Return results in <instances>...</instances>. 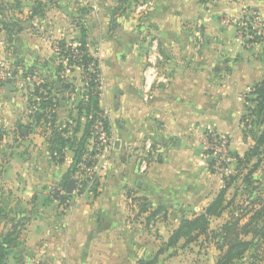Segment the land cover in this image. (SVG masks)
<instances>
[{"label":"crops","instance_id":"obj_1","mask_svg":"<svg viewBox=\"0 0 264 264\" xmlns=\"http://www.w3.org/2000/svg\"><path fill=\"white\" fill-rule=\"evenodd\" d=\"M17 1L15 10L10 6ZM35 1L0 0V19L24 27L13 37L0 33V59L18 71L9 93L6 84L0 87V133H18L23 144H31L27 155L10 160L6 178L19 197L34 204L28 244L34 245L33 240L40 241L43 234L45 248L64 254L71 264L136 263L139 253L142 256L149 246L159 245V240L144 233L143 221L149 222L151 212L161 210L154 220L165 217L154 230L160 229L163 237L162 229L168 226L169 238L183 218L201 214L222 189V182L217 183L207 169L212 160L203 153L202 135L212 127L219 134L241 135L235 113L231 117L237 125L228 123L227 106L234 103L233 94L264 79L263 48L253 44L245 49L236 29L225 25L229 19H239L245 9L264 12V0H127L124 5L119 0H44V15L29 22ZM117 7L125 11L116 16L118 27L111 30ZM81 19L88 28L89 52L99 61V106L108 118L115 146L97 158V195L87 184L85 188V183L79 184V170L72 179L77 182L75 191L64 209L47 195L52 186L62 190L74 153L67 151L60 164L52 159L51 124H32L28 98L33 79L26 74L30 70L51 85L59 101L57 126L69 124L68 135L80 139L86 118L79 117L78 106L88 100L83 95L82 72L66 69L65 90L55 80L61 63L57 42L77 45ZM150 40L158 41L163 57L159 71L168 84L145 75ZM135 198L146 199L150 211L139 213ZM47 212L52 214V225L38 229ZM62 212L65 215L59 216Z\"/></svg>","mask_w":264,"mask_h":264},{"label":"trees","instance_id":"obj_2","mask_svg":"<svg viewBox=\"0 0 264 264\" xmlns=\"http://www.w3.org/2000/svg\"><path fill=\"white\" fill-rule=\"evenodd\" d=\"M53 1V0H51ZM127 0H124V2ZM123 0L121 4L124 5ZM138 3V0L134 1ZM17 5L20 3L17 1ZM18 5V6H19ZM46 3L44 0H36L35 4L31 8V15L28 18L29 22H32L37 17H42L46 10ZM1 9V8H0ZM124 8L117 7L112 14L110 27L114 30L118 27L117 15L123 14ZM78 28L80 30V40L76 47L75 45L68 44L65 40H60L56 45V52L61 60L56 70L55 82L60 85L62 89H66L67 83L63 73L66 69L80 68L82 71V81L87 83V88L84 87V96L87 97V102H82L78 106L79 117L85 116L86 123L84 125V132L80 139L68 135L69 124L57 126L56 124V112L59 107L58 98L53 94L51 85L46 83L44 79L39 77L42 84L37 86L33 82V92L28 98L29 111L32 124L35 127H39L43 124H51V138H50V154L54 161L63 163L65 160L66 152L73 151V163L69 171L65 174L62 190L66 192L67 185L71 181L76 173L80 170V165L86 163L88 167L95 166L97 161L94 159L95 152L90 154L89 161L85 159L88 154V141L92 138V127L95 119L99 114L104 113L100 106L99 100L102 94L101 85V71L99 68V61L93 57L88 49V28L86 22L81 19L78 22ZM24 30V27L18 22L6 17L0 19V33L6 32L8 36L13 37ZM256 44L255 41L251 42ZM78 53H75V52ZM63 61L66 62L65 66ZM18 66V65H16ZM12 69L14 76L18 74L17 69ZM27 77L37 76L33 72H27ZM252 98H246L247 104L246 112L243 115L240 123L243 125V136L245 138L251 137L255 142L254 147L244 155V161L248 164L254 157H260L264 155V79L255 84L253 90L250 93ZM105 126L110 133L109 121H105ZM79 125L78 128L79 129ZM26 129H30V126H26ZM22 135V131L20 130ZM0 135V141L2 140ZM237 161H241L238 155H235ZM213 162L209 164L212 166ZM258 164L253 166L252 172L259 167ZM86 187V184L84 188ZM230 185L227 184L223 188L217 197L203 210L199 215H194L192 218H183L180 225L176 230L172 232L166 242V247L169 249L177 248L181 242L182 246H188L196 243L201 237L207 239L211 235L214 242V246L221 252V256L217 264H236L239 261L246 259L247 255L251 254L250 258L257 259L256 263L264 264V201H261L259 206H253L251 209L242 213L239 216L231 215L228 222L223 224L218 231L211 230V220L213 218H219L222 214L228 210L232 202H227L226 194ZM84 188L80 193H83ZM98 184L92 187V192L97 195ZM130 196V193H128ZM70 196L67 194L60 195L59 192L54 193L53 199L58 201L60 205H66L69 202ZM140 206L139 213H147L150 211L151 204L146 199H134ZM161 213L160 209L151 212L147 217L150 222L158 214ZM12 233H8L5 236H0V264H6L9 256V244L13 242ZM247 237H251L248 239ZM259 261V262H258ZM141 264H156V259L143 261Z\"/></svg>","mask_w":264,"mask_h":264},{"label":"rangeland","instance_id":"obj_3","mask_svg":"<svg viewBox=\"0 0 264 264\" xmlns=\"http://www.w3.org/2000/svg\"><path fill=\"white\" fill-rule=\"evenodd\" d=\"M119 4L121 5V0H119ZM18 5L14 2L10 7L17 10V7L19 8ZM247 13L249 17L248 22L254 26L253 31L244 29V31H240L239 34L238 29L240 21L238 22V19L236 18L229 19V23L225 26L227 28L232 26L236 29L237 36L243 42L245 49L249 50L253 48L252 41H255L256 44H260V48H263L262 53L264 56V24L260 20L255 19L254 13ZM262 13L264 12L262 11ZM196 30L197 32L201 31L202 34L205 33V30L203 32V30H199V27H196ZM241 33L242 35H245V39L241 38ZM151 42L152 40H150V44ZM196 43L200 44L202 41L197 40ZM228 62H231V60L228 59ZM104 80L106 81L105 75L103 81ZM254 85L249 89L240 90L233 94L234 103L227 106L229 112L228 123L235 126L237 125L236 120L238 119L241 135L238 134L235 138L230 135H225L229 139L228 155L223 160L215 161L212 166L208 165L207 167L209 172L212 175H215L214 180H217V183L219 181L222 182V189L225 188L227 184L230 185L226 194V200L227 202H232L228 210L225 211L221 217L213 218L211 220V230L213 232L218 231L223 224L228 222L231 215L239 216L251 209L254 205L259 206L261 201H264V155H261L258 158L254 157L248 164L243 159L244 155L255 145V142L251 137L245 138L243 136V125L240 123L246 112L247 104L250 105V103H247L246 98H252L250 93L253 90ZM232 113H235L237 119L231 117ZM211 129H213V127ZM0 135L3 136V141L0 143V236H5L8 233L13 234L11 237L13 242L9 244V256L6 264H71L68 262L64 254L52 249H49L48 251V248H45V242H47V239H43L46 238L43 237V234L41 235L40 241L39 239L38 241L33 240L34 245L32 246L28 244V242L32 240L30 232L32 220L30 216L32 217V215L35 214V207L31 201L28 202L19 197V192H15L17 190L16 187L8 184L6 182L8 179L6 178L10 160L13 159L14 155H27L26 152L31 144L26 140H24L26 142L23 144L22 138L18 133L13 135L2 132ZM153 149L155 150L156 147ZM203 153L206 157L207 151L205 147L203 148ZM235 155H238L242 160L240 162L237 161ZM259 160V167L255 172L251 173L253 166L257 165ZM97 183L98 177L96 174V184ZM222 189H220V191ZM56 192H59L57 187H50L47 198L55 201L53 196ZM92 196L94 195H91V197ZM44 202L45 200H42L39 204L41 205ZM73 202L76 206L80 204V202L78 203L77 201H70L71 204ZM30 203L33 205L30 206ZM63 206L65 209V205ZM52 211L53 209L50 208L48 212L51 213ZM56 213L59 214V211L57 210ZM51 215L52 214H49L45 219L43 218L45 222H41L38 229L41 228L43 230V227L50 228L52 225ZM61 215L64 216L65 213L62 212L59 216ZM43 216L44 215H42V217ZM164 217L161 216L159 219ZM159 219H152L150 222L143 221V224L145 225L144 233L150 238H156V240H159V245L157 243L156 246L154 245L155 247L149 246L148 250L143 253L142 256L139 253V256L141 257L138 256L137 262L133 264H141L148 259H156V264H217L221 252L214 246V242L217 240L212 238L213 235H211L209 239L201 237L199 241L188 246L183 247V243H180L177 248L169 249L166 247L168 238L167 233L170 231L169 227L167 226L162 229L163 237L159 235L161 232L160 229H157L156 231L154 230ZM247 238L251 239V237ZM149 245H151V243H149ZM250 256L251 254L247 255L245 260L239 261L236 264H260L256 263L257 259L250 258ZM124 261L126 264H131L130 260L127 262L126 260Z\"/></svg>","mask_w":264,"mask_h":264},{"label":"built area","instance_id":"obj_4","mask_svg":"<svg viewBox=\"0 0 264 264\" xmlns=\"http://www.w3.org/2000/svg\"><path fill=\"white\" fill-rule=\"evenodd\" d=\"M247 12L254 13L255 19L260 20L264 24V13H262V11L245 9L238 19V22L240 21L238 29L239 34L240 31H244V29L253 31L254 26L253 24H250L248 22L249 17ZM241 38L245 39V35H242V33ZM74 47H76V45ZM75 53L78 52L76 51ZM146 59L149 68L147 69L145 75H148V73H150L149 75H151L153 79H155V82L168 84L169 79L159 71L160 65L163 62V57L159 53L157 40H152ZM15 78L16 76L13 75L11 67L4 60L0 59V87H3V85L7 84L10 81H13ZM33 82L36 83L37 86L42 84L37 76L33 77ZM87 86L88 85L85 82L84 87L87 88ZM107 120L108 118L105 113L99 114L95 119L92 127V141L88 147V154L85 156V159L88 161L92 152L96 153L94 159L97 161L98 157H100L104 152H107L109 149H113L115 146V138L113 137L111 130L109 133L105 126V121ZM201 143L207 151L206 159H211L212 162L223 160L229 153V139L225 135L219 134L213 129H207L204 132L201 138ZM147 149H152L151 142L147 143ZM80 166L81 169L77 175V181L79 182V184H87L91 189L96 184V165L88 167L86 163H82ZM146 170L147 164L146 162H143L142 171L145 172ZM59 192L61 195L66 194L64 190H59Z\"/></svg>","mask_w":264,"mask_h":264},{"label":"water","instance_id":"obj_5","mask_svg":"<svg viewBox=\"0 0 264 264\" xmlns=\"http://www.w3.org/2000/svg\"><path fill=\"white\" fill-rule=\"evenodd\" d=\"M12 88H13L12 81H10V82H8V83L6 84V86H5L6 92L9 93V91H10ZM23 133L26 134V131L23 130ZM210 161H211V159H210ZM76 184H77L76 180H71V181H69V183H68V185H67V188H66V194H67L68 196H71V195L74 193L75 188H76Z\"/></svg>","mask_w":264,"mask_h":264}]
</instances>
